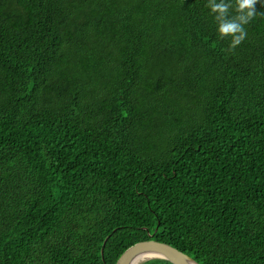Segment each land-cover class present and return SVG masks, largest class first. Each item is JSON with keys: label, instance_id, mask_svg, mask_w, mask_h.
I'll return each mask as SVG.
<instances>
[{"label": "trees", "instance_id": "obj_1", "mask_svg": "<svg viewBox=\"0 0 264 264\" xmlns=\"http://www.w3.org/2000/svg\"><path fill=\"white\" fill-rule=\"evenodd\" d=\"M206 2L0 0V264H264V16Z\"/></svg>", "mask_w": 264, "mask_h": 264}, {"label": "clouds", "instance_id": "obj_2", "mask_svg": "<svg viewBox=\"0 0 264 264\" xmlns=\"http://www.w3.org/2000/svg\"><path fill=\"white\" fill-rule=\"evenodd\" d=\"M264 5V0H207L204 5L209 9L217 24L216 33L220 40L230 38L226 53L232 54L235 49L247 38L246 25L250 24L258 15L257 4Z\"/></svg>", "mask_w": 264, "mask_h": 264}, {"label": "water", "instance_id": "obj_3", "mask_svg": "<svg viewBox=\"0 0 264 264\" xmlns=\"http://www.w3.org/2000/svg\"><path fill=\"white\" fill-rule=\"evenodd\" d=\"M150 258H162L172 264H198L176 247L155 239L141 240L131 244L122 252L115 264H134L137 260L135 264H139Z\"/></svg>", "mask_w": 264, "mask_h": 264}, {"label": "bare ground", "instance_id": "obj_4", "mask_svg": "<svg viewBox=\"0 0 264 264\" xmlns=\"http://www.w3.org/2000/svg\"><path fill=\"white\" fill-rule=\"evenodd\" d=\"M136 262H138V260H137V261H135V262H134V264H135Z\"/></svg>", "mask_w": 264, "mask_h": 264}]
</instances>
